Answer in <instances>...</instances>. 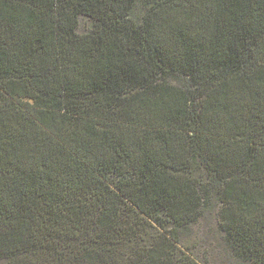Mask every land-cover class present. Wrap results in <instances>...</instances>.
<instances>
[{"label": "trees", "instance_id": "obj_1", "mask_svg": "<svg viewBox=\"0 0 264 264\" xmlns=\"http://www.w3.org/2000/svg\"><path fill=\"white\" fill-rule=\"evenodd\" d=\"M202 176L264 264V0H0V264H175Z\"/></svg>", "mask_w": 264, "mask_h": 264}, {"label": "rangeland", "instance_id": "obj_2", "mask_svg": "<svg viewBox=\"0 0 264 264\" xmlns=\"http://www.w3.org/2000/svg\"><path fill=\"white\" fill-rule=\"evenodd\" d=\"M143 10L140 2L135 3L133 12L139 16ZM92 20L85 16L78 19V34L86 33L92 27ZM171 77V85H178L181 80ZM207 185L203 188V210L199 217L182 227H177L167 218L166 230L171 235L175 245V264H259L253 259L239 257L234 251L228 237L219 225V213L223 203L215 184L206 180L205 176L199 179ZM203 180H205L203 182ZM127 252L124 253L126 257ZM123 264H126V259Z\"/></svg>", "mask_w": 264, "mask_h": 264}]
</instances>
